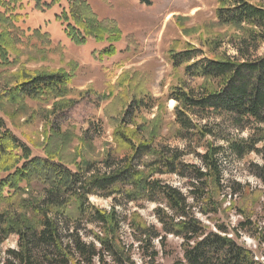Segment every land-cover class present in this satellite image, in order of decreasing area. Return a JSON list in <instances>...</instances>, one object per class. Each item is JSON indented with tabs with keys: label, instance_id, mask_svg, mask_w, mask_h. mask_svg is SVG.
<instances>
[{
	"label": "trees",
	"instance_id": "obj_1",
	"mask_svg": "<svg viewBox=\"0 0 264 264\" xmlns=\"http://www.w3.org/2000/svg\"><path fill=\"white\" fill-rule=\"evenodd\" d=\"M216 1L220 24L248 25L251 31L238 41L235 56L208 57L195 47L170 52L172 65L183 66L184 76L214 84L177 86L167 94L175 102V137L185 143L183 147L153 141L152 134L136 141L123 128H116L115 138L127 148L124 153L108 152L99 161L87 160L71 168L52 151L32 155L0 116V206L10 203L0 208V246L11 237L16 241L15 247L0 248V264H159L157 258L165 252L169 236L180 239L182 250L171 264H263L236 239L246 233L264 245V219L246 218L230 233L222 224L207 230L198 217L208 218L217 211L210 188H224L221 155L260 152L254 146L264 141V135L257 133V139L250 141L221 137L225 145L206 143L200 152L191 151L186 143L191 138H215L214 126L200 122L211 116L224 115L235 131L252 126L264 132V53H256L264 43V3ZM78 12L73 15L76 26L67 27L70 38L77 44L90 35L99 38L105 30L102 24L87 8ZM113 52L110 47L105 54ZM2 56L0 63L8 65L7 54ZM69 83L70 75L63 71L39 72L5 86L0 102L61 98L68 93ZM152 107L149 99L132 97L124 114ZM189 154L198 163L187 161ZM260 155L262 162L252 164L251 171L264 187V153ZM166 176L176 177L182 186L169 183L163 179ZM32 182L41 185L40 196L14 199L23 191L22 183ZM91 196L110 198L111 209L97 208ZM122 201L153 205L155 224L120 218L115 209ZM123 225L130 232L129 243L122 240Z\"/></svg>",
	"mask_w": 264,
	"mask_h": 264
},
{
	"label": "rangeland",
	"instance_id": "obj_2",
	"mask_svg": "<svg viewBox=\"0 0 264 264\" xmlns=\"http://www.w3.org/2000/svg\"><path fill=\"white\" fill-rule=\"evenodd\" d=\"M216 7V0H0V60L6 53L9 63H0V92L14 81L39 72L63 71L70 75L65 96L25 98L15 104L0 102V116L32 155L44 156L52 151L71 168L87 160L99 161L108 152L124 153L127 148L115 138L116 128H123L136 141L152 134L153 141L183 147L185 143L175 137V102L168 100L167 94L177 86L214 84L184 76L183 66L172 65L170 52L195 47L208 57L235 56L238 41L251 31L248 25L220 24L215 17ZM78 8H87L89 15L102 24L105 30L99 38L90 35L82 44L70 38L67 27L76 26L73 15H79ZM110 47L114 48L113 54H105ZM256 53H264V43ZM132 97L149 99L153 107L124 114ZM200 122L214 126L215 138L186 140L191 151H203L206 143L225 145L221 137L250 141L251 137L256 140L257 134L264 135L252 126L235 131L224 115ZM254 147L264 153V141ZM260 152L250 151L239 157L226 151L221 155L224 188H210L217 211L208 218L198 215L207 230L222 224L231 233L246 218L258 222L264 219V187L251 171L252 164L262 162ZM185 159L197 162L191 154ZM163 179L182 186L174 176ZM21 185L23 191L14 199L41 195L39 183ZM89 200L107 211L113 205L110 198L91 196ZM152 209L150 204L122 201L115 210L120 218L155 224ZM123 226L122 240L129 243L130 232ZM236 240L254 251L264 264V245L259 246L246 233ZM15 245L11 237L0 248ZM181 256L180 239L169 236L157 262L171 264Z\"/></svg>",
	"mask_w": 264,
	"mask_h": 264
}]
</instances>
